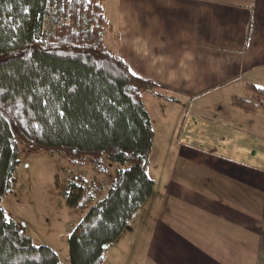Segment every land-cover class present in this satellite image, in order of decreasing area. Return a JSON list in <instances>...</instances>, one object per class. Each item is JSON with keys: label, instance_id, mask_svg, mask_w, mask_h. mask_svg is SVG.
Listing matches in <instances>:
<instances>
[{"label": "crops", "instance_id": "1", "mask_svg": "<svg viewBox=\"0 0 264 264\" xmlns=\"http://www.w3.org/2000/svg\"><path fill=\"white\" fill-rule=\"evenodd\" d=\"M104 7L129 68L178 111L162 121L163 147L176 157L149 167L156 192L108 244L103 264H264V109L232 104L248 96L247 83L264 86V0ZM178 97L195 108L182 113Z\"/></svg>", "mask_w": 264, "mask_h": 264}, {"label": "trees", "instance_id": "2", "mask_svg": "<svg viewBox=\"0 0 264 264\" xmlns=\"http://www.w3.org/2000/svg\"><path fill=\"white\" fill-rule=\"evenodd\" d=\"M104 2L0 0V264H64L2 206L22 146L60 151L98 173L121 165L73 229L70 264H103L108 244L156 192L147 169L155 129L144 95L159 87L128 71ZM246 89L232 104L264 109V86L249 82ZM84 181H72L68 205L75 209L85 207Z\"/></svg>", "mask_w": 264, "mask_h": 264}, {"label": "rangeland", "instance_id": "3", "mask_svg": "<svg viewBox=\"0 0 264 264\" xmlns=\"http://www.w3.org/2000/svg\"><path fill=\"white\" fill-rule=\"evenodd\" d=\"M106 39L112 47L114 44L109 41L110 38ZM144 96L157 127L147 166L149 175L154 179L153 173L158 166L163 161L168 164L176 157L174 151L163 147L169 136L163 134L162 121L171 112L178 111V103L171 101L172 97L166 93L146 92ZM178 99L183 103L182 113H186L187 108H195L186 99ZM220 104H223L222 101ZM205 112L209 113V110ZM20 159L14 190L3 198L2 206L8 217L18 220L25 233L33 236L37 243L53 248L62 262L69 264L65 256H69V237L73 229L88 207L106 194L107 185H110L116 168L121 165L115 163L105 173H98L91 165L72 162L60 151H31L25 146L21 147ZM150 166L154 172H150ZM78 176H83L85 180L82 188L85 207L75 209L68 205V195L73 179Z\"/></svg>", "mask_w": 264, "mask_h": 264}, {"label": "snow or ice", "instance_id": "4", "mask_svg": "<svg viewBox=\"0 0 264 264\" xmlns=\"http://www.w3.org/2000/svg\"><path fill=\"white\" fill-rule=\"evenodd\" d=\"M41 2H43V0H41ZM89 2H91V0H89ZM69 3H71V0H69ZM128 71L132 72V70H131V69H128ZM132 74H133V75H136V73H135V72H132Z\"/></svg>", "mask_w": 264, "mask_h": 264}]
</instances>
